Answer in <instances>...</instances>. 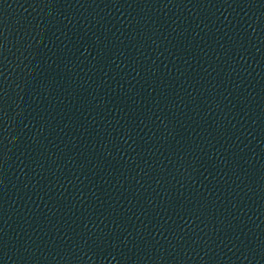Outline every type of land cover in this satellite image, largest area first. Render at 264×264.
Masks as SVG:
<instances>
[{
  "label": "water",
  "instance_id": "obj_1",
  "mask_svg": "<svg viewBox=\"0 0 264 264\" xmlns=\"http://www.w3.org/2000/svg\"><path fill=\"white\" fill-rule=\"evenodd\" d=\"M0 264H264V0H0Z\"/></svg>",
  "mask_w": 264,
  "mask_h": 264
}]
</instances>
